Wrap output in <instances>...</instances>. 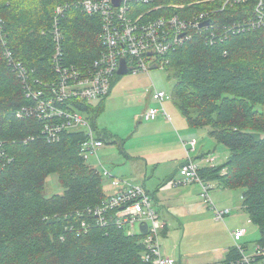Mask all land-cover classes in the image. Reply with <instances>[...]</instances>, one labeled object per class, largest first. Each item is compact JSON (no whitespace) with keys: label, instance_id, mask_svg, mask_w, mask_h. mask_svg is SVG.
<instances>
[{"label":"trees","instance_id":"trees-1","mask_svg":"<svg viewBox=\"0 0 264 264\" xmlns=\"http://www.w3.org/2000/svg\"><path fill=\"white\" fill-rule=\"evenodd\" d=\"M79 1L0 0V34L6 47L37 78L55 79V22L62 30L61 61L66 66L84 69L103 50L101 20L82 12ZM258 3L152 0L144 9L182 6L155 16H188L194 22L204 15L209 22L200 31L191 29V38L168 55L166 70L175 80L172 98L190 127H210V137L229 150L226 163L200 166L199 175L224 189H243L242 210L258 227V243L264 246V23H257ZM58 6L64 8L59 15ZM4 48L0 40V140L12 161L0 172V264H142L140 236H127L112 224L101 226L86 213L107 195L99 171L80 156L85 133L66 132L60 142L48 143L42 121L16 116L31 101L7 65ZM106 98L95 106L77 105L94 129ZM99 139L116 143L105 134ZM52 175L58 176L64 192L47 198L44 191ZM84 221L86 232L81 229ZM229 250L227 258L235 254Z\"/></svg>","mask_w":264,"mask_h":264},{"label":"built area","instance_id":"built-area-1","mask_svg":"<svg viewBox=\"0 0 264 264\" xmlns=\"http://www.w3.org/2000/svg\"><path fill=\"white\" fill-rule=\"evenodd\" d=\"M247 0H225V4L232 2L244 3ZM152 0H122L119 6L114 0H82L78 7L88 16H96L101 20L100 40L103 50L100 55L84 69L76 65L66 66L62 63V30L57 27L52 30L55 51L52 62L56 68L53 81H44L35 76L34 70L26 67L13 51L6 47V41L0 34V40L5 46L4 58L7 65L17 74L23 85L25 97L31 101L18 109L16 116L21 119L35 118L43 122L42 134L48 143L60 142L66 132L83 131L86 140L80 148V156L84 162L92 156H97L99 148L104 142L95 136V130L89 122L87 113L80 111L77 105L87 104L95 106L106 98L111 91L113 78L118 75L121 62L125 61L130 73H149L151 67L166 69L169 64L168 55L191 38V29L202 28L206 22L180 20L177 16L168 18L165 15L155 16L163 10L162 6L144 9L151 5ZM183 7H180L181 9ZM143 9V10H142ZM177 9V8H176ZM64 8L58 6L59 15ZM255 14L258 24L264 23V0H259ZM0 21V33H2ZM47 31H43L45 34ZM153 98L159 108L150 107L144 114L148 122L155 121L159 115L169 116L164 107L166 101L172 100V95L163 91H156ZM187 160L180 169L179 178L173 181L174 187L197 183L201 185L203 201L215 211L216 220H224L229 210H218L210 199L209 192L212 185L203 182L199 175L200 165L193 157L197 142L195 139L183 142ZM208 168H215L214 157H202ZM12 159L6 154L4 142L0 140V172L10 164ZM100 173V172H99ZM101 176L109 179L115 193L99 204L88 206L86 213L92 216L97 224L105 226L112 224L123 230L128 236H140L145 251L141 255L142 264H177L176 260L163 253L161 234L167 224L161 219L155 208L152 196L146 189L134 182L123 181L103 170ZM86 232L88 225L81 223ZM146 226L145 233L142 227ZM247 235L245 228H238L230 232L235 254L216 264H264V246L257 243L252 251L243 242ZM231 251L228 250L226 254Z\"/></svg>","mask_w":264,"mask_h":264},{"label":"rangeland","instance_id":"rangeland-1","mask_svg":"<svg viewBox=\"0 0 264 264\" xmlns=\"http://www.w3.org/2000/svg\"><path fill=\"white\" fill-rule=\"evenodd\" d=\"M174 6L162 7L164 11L170 7L177 9L182 7ZM112 82L111 92L105 99L104 111L96 120V129L91 120L89 122L95 130L96 137L100 138L103 134L112 136L116 143H110L111 139L103 141V147L98 149L97 156H92L86 161L87 165L100 173L105 169L112 176L123 181L148 185L147 181L153 174L164 178L171 175L178 161H181V154L185 155L184 161L188 159L182 141L189 142L193 139L197 142L193 157L194 159L197 157L196 161L201 167L207 165L205 162L202 164L201 159L198 158L203 151L206 154L210 151L205 157H214L215 166L227 162L229 150L210 137L211 128L190 127L173 99L164 103L170 121L163 115H159L162 117H158L156 121L148 122L144 119L143 115L148 108L160 107L153 98L155 90L172 95L175 80L171 70L156 68L150 69L149 73L117 75ZM181 122L185 127H182ZM158 156L163 157L164 162L154 164V158ZM179 172L175 179L179 178ZM225 172L227 171L224 169L222 173ZM102 178V189L105 194L114 193L115 189L111 187L109 179L104 176ZM164 178L161 182L157 179L152 181L161 185ZM209 183L214 188L210 190L209 196L215 207L220 211L230 210V214L223 221L216 220L215 211L207 207L203 201L200 184L177 187L187 199L178 203L181 207L176 208L177 211L171 207L168 211L167 207L168 213L161 212L160 217L168 228L167 232L164 230L160 236L162 251L173 257L177 264L221 262L225 259L226 252L233 246L229 230L233 231L236 227L247 230L243 242L248 246L249 251H252L260 240L258 227L249 221V216L241 209L243 189L223 187L220 189L216 187L215 181ZM63 192L58 176H50L44 196L49 198Z\"/></svg>","mask_w":264,"mask_h":264},{"label":"crops","instance_id":"crops-1","mask_svg":"<svg viewBox=\"0 0 264 264\" xmlns=\"http://www.w3.org/2000/svg\"><path fill=\"white\" fill-rule=\"evenodd\" d=\"M168 113V112H167ZM145 114V113H144ZM169 115V114H168ZM144 116V115H143ZM162 117V116H159V118ZM158 118V119H159ZM157 120V119H156ZM155 120V121H156ZM181 121V120H180ZM160 123V122H158ZM169 123V122H167ZM182 123V127H185V125ZM176 126L179 127V125L176 123ZM182 129V128H181ZM177 131L179 132V130L177 129ZM182 138V137H181ZM197 140L198 137H196ZM200 138V137H199ZM183 142V141H182ZM184 148V146H183ZM185 150V148H184ZM210 152V151H209ZM208 152V153H209ZM186 153V152H185ZM202 154H200L198 156V158H201V157H205L207 154L203 152H201ZM204 153V154H203ZM173 156V155H172ZM163 157L161 156H158L157 158H154V164H158L160 162H164L163 160ZM197 159V157H196ZM168 160V159H166ZM184 160H185V155L184 154H181V161H178V164H177V167L175 168L174 172L171 174V175H168L167 177H163V176H160V177H156V175L154 176V174L148 179L147 183L148 185H142L141 183H138V182H135L136 184H140L142 185L146 191L148 193H150L151 196H153V202H154V205H155V208L156 210L158 211V213L161 215V212H165V213H168L167 212V207H168V211H169V207L171 208H174L175 211L176 208H180L181 205L178 204L179 202H181V200H186V195L183 194L177 187H174L172 185V182L174 181V179L177 177L178 175V172L181 168V166L184 164ZM205 166H202V168H204ZM207 168V166L205 167ZM164 178V182L161 184V185H158V182H161L162 179ZM167 178V179H166ZM153 179H157L158 182L154 183L152 180ZM130 182H133V181H130ZM167 182V183H166ZM145 184V183H144ZM192 185V184H190ZM216 187L217 188H220L222 189V186L219 184V182H216L215 183ZM148 187V188H147ZM176 189H179V190H176ZM214 189V188H213ZM212 189V190H213ZM150 190V191H149ZM115 193V192H114ZM113 194V193H112ZM111 195V194H109ZM208 207V205H207ZM241 209H242V206H241ZM229 214H230V210H229ZM235 229H238V227H236ZM234 229V230H235ZM232 230H229V234Z\"/></svg>","mask_w":264,"mask_h":264},{"label":"water","instance_id":"water-1","mask_svg":"<svg viewBox=\"0 0 264 264\" xmlns=\"http://www.w3.org/2000/svg\"><path fill=\"white\" fill-rule=\"evenodd\" d=\"M121 1H122V0H114V5H115V6H119ZM207 23H209V22H207ZM156 68H157V67H156L155 65H153V66L151 67L152 70H153V69H156ZM129 73H130V70L126 67L125 61H122V62H121V67H120V69H119V71H118V75H119V76H124V75L129 74ZM142 230H143V232L145 233V231H146V226H143V227H142Z\"/></svg>","mask_w":264,"mask_h":264},{"label":"bare ground","instance_id":"bare-ground-1","mask_svg":"<svg viewBox=\"0 0 264 264\" xmlns=\"http://www.w3.org/2000/svg\"><path fill=\"white\" fill-rule=\"evenodd\" d=\"M255 1V0H254ZM223 2H224V0H223ZM257 2V1H256ZM255 2V3H256ZM224 4V3H223ZM257 4V3H256ZM228 5H226V7H227ZM256 6V5H255ZM175 7V6H174ZM167 8V7H166ZM170 8H172V7H170ZM170 8L169 9H167V10H170ZM177 8V7H176ZM255 8V7H254ZM165 9V8H164ZM179 9V8H178ZM218 9H220V8H218ZM223 9V8H222ZM177 10V9H176ZM224 10H225V6H224ZM180 11V10H179ZM218 11V10H217ZM255 11V10H254ZM175 13V12H174ZM176 13H177V11H176ZM180 14V13H179ZM172 14H170V17H172L171 16ZM177 15V14H176ZM254 16H256L255 14H253ZM166 16V15H165ZM209 16V15H208ZM254 16H253V18H254ZM167 17H169L168 15H167ZM169 17V18H170ZM178 17V16H177ZM210 17V16H209ZM183 19V18H182ZM185 19H190V18H188V16H186V18ZM184 19V20H185ZM199 19V18H198ZM206 19V18H205ZM248 19V18H247ZM203 20V19H202ZM207 20V19H206ZM212 20V19H211ZM210 20V21H211ZM190 21H193L192 19H190ZM200 21V20H199ZM258 21V20H257ZM189 22V21H188ZM256 22V21H255ZM258 23V22H257ZM259 25V24H258ZM213 26V25H212ZM233 26V25H232ZM260 26H261V24H260ZM208 27H210V26H208ZM236 27V26H235ZM241 27V26H240ZM204 28V27H203ZM233 28V27H232ZM238 29H241V28H238ZM197 30V29H196ZM196 30H194V31H196ZM199 30V29H198ZM203 30V29H202ZM244 30V29H243ZM200 31V30H199ZM197 34H199V33H197ZM193 35H195V32H193ZM7 45V44H6ZM183 46V45H182ZM14 72V71H13ZM7 154V153H6ZM7 155H9V154H7ZM218 165V164H217ZM210 195V194H209ZM90 217V216H89ZM87 221V220H86ZM85 222V221H84ZM82 225V224H81ZM128 236V235H127Z\"/></svg>","mask_w":264,"mask_h":264}]
</instances>
